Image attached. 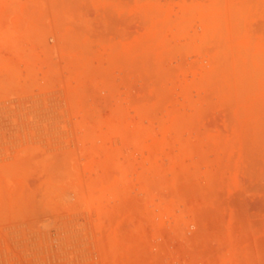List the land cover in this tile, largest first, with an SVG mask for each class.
Here are the masks:
<instances>
[{
	"label": "rangeland",
	"instance_id": "obj_1",
	"mask_svg": "<svg viewBox=\"0 0 264 264\" xmlns=\"http://www.w3.org/2000/svg\"><path fill=\"white\" fill-rule=\"evenodd\" d=\"M0 264H264V0H0Z\"/></svg>",
	"mask_w": 264,
	"mask_h": 264
}]
</instances>
